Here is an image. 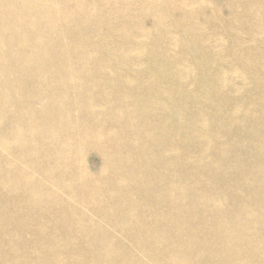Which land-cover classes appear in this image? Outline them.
I'll list each match as a JSON object with an SVG mask.
<instances>
[{
	"label": "rangeland",
	"instance_id": "obj_1",
	"mask_svg": "<svg viewBox=\"0 0 264 264\" xmlns=\"http://www.w3.org/2000/svg\"><path fill=\"white\" fill-rule=\"evenodd\" d=\"M203 11L219 19L201 23ZM255 44L264 47V0H0V137L22 111L39 112V147L7 155L44 181L53 142L56 180L69 186L58 189L55 223L41 227L53 234L44 244L83 246L89 255L91 238L111 233L126 255L160 238L151 256L181 250L217 260L231 252L239 264H264V65L254 63ZM154 98L156 107L167 98L175 106L151 114ZM200 130L208 142L195 136ZM151 177L154 200L139 184ZM130 178L125 208L108 210ZM168 183L184 197L161 194ZM22 253L32 254L2 249L0 264H30L16 258Z\"/></svg>",
	"mask_w": 264,
	"mask_h": 264
},
{
	"label": "bare ground",
	"instance_id": "obj_2",
	"mask_svg": "<svg viewBox=\"0 0 264 264\" xmlns=\"http://www.w3.org/2000/svg\"><path fill=\"white\" fill-rule=\"evenodd\" d=\"M194 1L196 4L203 3V0H194ZM249 4L251 5V11L254 10L257 12V13H251L250 12L252 14V16L253 17L260 16V14L258 13V11H259L258 6L254 5L252 2H250ZM196 18L200 19L201 23H203L204 21L206 23L216 22L219 19L218 15L217 16H211L210 14H208V12H205V11H203L201 14H199V17L196 16ZM162 39H164V37ZM256 40H258L257 37L254 39V41H256ZM216 42H217V40H216ZM169 46H172V45L169 44ZM255 51L258 54V56L261 55V61H258V59H257L256 61H254V63H257L259 65L260 64L264 65V47H263V45L261 44V46H258L257 44H255ZM208 55H206V56H208ZM217 63H218V61H217ZM254 63H252V64H254ZM204 64H206V63L204 62ZM72 71H73L72 68L65 69V72H72ZM226 73H228V72L226 71ZM255 73H256V71H255ZM225 76H227V75H225ZM154 78H155V76H150L147 79L148 80H155ZM226 79H227V77L220 76V82L221 83L226 82ZM38 93L42 94V92H40L39 90H38ZM130 99H132V98H130ZM130 99H127V100L130 101ZM155 103H156V98H154V100H152L150 102V104L147 108L148 112L151 114L155 113V112L158 114L159 113L158 109L170 110L175 106L174 103L172 102V99H170V98H167L163 102V104H164L163 107H159V106L156 107ZM21 113L22 114L17 115L18 120L13 119L9 122V124L7 126H3V129L9 133L6 136L0 137L2 145H3L0 149V250H2V249H13V248H16L18 246H22L24 249H30L32 254L31 253H22V254H19L16 256V258L20 257L21 259H24L25 261H29L30 264H136L138 261H140L144 258L149 260L148 262H145V264H186L185 260L190 258V257H195L197 259L198 263H194V264H239V263L231 260V258L233 256V253H231V252L229 254L227 253V255H225L224 257H221L217 260L205 259V253H203V252H201V253H199V255H197V254L185 253L181 250H172L171 252L169 251V253L167 252V254L157 252L155 255L151 256L150 254L153 252L155 247H156V249L161 247L163 240H161L160 238L149 240L150 243L148 244V246L146 247V249L144 251H141L140 255H134V254L126 255L125 251L127 249L123 246H121V249H119V246L121 245V243H120L119 239L111 233L107 234L106 236L102 237L101 239H98L96 237L91 238L92 240H94V242H97V243H95V245H91L88 247V248H93L92 252L89 255L87 254V251H83L84 250L83 246H81V247L70 246L68 248H62V247L58 246L57 244L56 245L44 244V242L46 243L48 241L49 237L53 238V236H52L53 234L45 235L46 233L42 230L41 227H44V226L46 227L45 222H48L47 219L51 220L52 225L55 223L54 219L56 218V216L58 217L57 209H58L59 203H61L59 201H56V199H58V195H59L58 189L60 188L61 185L67 186V184H66V182L59 183L56 180V174H57V170H58L57 165L59 164V162L56 160V155H55V148L56 147L53 144V142L51 144V148L54 152V156L52 158L50 156L46 158V163L48 166H50V169H48V171H45V174L48 176V178L44 181L35 180L33 177L28 175V171L26 172V170L20 168L18 166V164L15 163V159L12 160L9 158V155H7V153L10 152L14 147H16L18 149L17 152H19L20 149L23 147L38 148L40 143L44 140L43 134L41 135V133H40L41 121L39 119V112H34L33 110H24ZM118 122H120V118H119ZM25 128L36 129L37 132L33 137H28L27 135H24ZM202 132L203 131L198 132L197 134H195V136H199L201 138L203 136L205 143H206V141L208 142L209 137L203 135ZM216 133H217V131H216ZM211 134H212V132H211ZM218 134H216V135H218ZM199 137H198V139H199ZM215 138H217V137H215ZM215 138H214V140H215ZM202 139H200V140L202 141ZM1 142H0V144H1ZM195 142H198V140L195 139ZM211 142H212V140H211ZM211 142H210V144H211ZM199 144H201L200 141H199ZM204 146H205V144H204ZM209 148L210 147H208V149ZM199 149H201V148H199ZM202 153H203V150H202ZM198 157H199V155H198ZM200 157H201V155H200ZM212 157H213V155H212ZM212 157H211V159H212ZM18 158L20 160H23V156L19 153H18ZM196 159L194 158V160H196ZM205 159H207V158H205ZM205 161H207V160H204V162ZM218 161H220V159ZM214 162L213 163L216 165L215 168H218L217 167L218 165L216 164L217 160L216 161L214 160ZM219 163L220 162H218V164ZM199 164H201V163H198V165ZM186 167L187 166H185V168ZM206 168H208V166ZM184 170L185 169H182L179 171L181 173ZM189 171L194 172V168L190 166ZM211 174L209 173V175H211ZM213 174H214V172H213ZM206 175H207V173H206ZM213 178H214V176H213ZM152 180H153V178L151 177L150 179H143L139 182V184L145 188L144 194L149 200H154V198L156 197V195L153 194L154 183H152ZM69 181H72V180H69ZM76 181H78V180H76ZM132 181H133V178H130V179H127L126 181H124V183H126L127 185H124L122 187L121 191L119 193H117V195L115 197H109L113 207L112 206L107 207L108 210H110V211L112 209L113 210H123L125 208L126 201H127V194L125 192V188L130 183L133 184ZM208 182H209V180H208ZM216 182L218 183L219 181L216 180ZM170 184L171 183L166 184L162 189H158V191L161 194L166 191L165 192L166 194H169V195L175 196V197L178 194V196L180 198H183L184 197L183 192L179 193L178 191H174L173 189L171 191L168 190ZM211 186H213V185H211ZM67 187H69V186H67ZM194 187H195V184H194ZM227 187L225 185V188H227ZM240 187H242V186H240ZM192 189H193V187H192ZM221 189H222V187H221ZM67 190H69V189H67ZM225 192H223V193H225ZM217 193H218V191H217ZM161 194H159V195H161ZM214 195H216L215 192H214ZM69 196H71L70 193H69ZM221 196L222 195H220V197ZM206 198L207 197H205V201L203 199L204 202H206ZM216 198H217V196H216ZM216 198H214V199H216ZM222 199H221V201H222ZM216 203H218V202H216ZM217 205H219V204H217ZM240 206H242V204ZM134 208L137 209L138 206H136V204H134ZM145 208L146 207H142L140 210H143ZM243 208H244V206H243ZM243 208L241 207V210ZM234 209L236 210L235 207H234ZM236 211L238 212V210H236ZM255 213H257V211ZM83 215H84V220L89 222L88 221L89 216H86L85 211H83ZM90 223H92V222H90ZM225 226H226V224H225ZM128 229H129V227H128ZM51 232H52V230H51ZM22 233H25V234H22ZM127 233H128V231H127ZM226 233H228L230 235L228 230L226 231ZM26 234H28L26 237H22V235H26ZM136 236H137V240H139V241L144 239L142 236V227L137 229ZM83 238L85 239L86 237L84 236ZM180 243H181V241H180ZM178 245H179V243H178ZM97 246H99V249L96 252L94 249ZM61 250H63L64 252H62ZM257 250H258V248H257ZM238 252H240V250ZM4 255H8V253H4ZM237 256L239 257L238 254H236V257ZM59 258H62L65 261L58 262L57 260Z\"/></svg>",
	"mask_w": 264,
	"mask_h": 264
}]
</instances>
